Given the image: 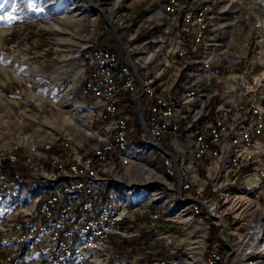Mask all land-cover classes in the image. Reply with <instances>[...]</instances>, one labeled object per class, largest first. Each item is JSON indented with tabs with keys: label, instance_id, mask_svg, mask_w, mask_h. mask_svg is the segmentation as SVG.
<instances>
[{
	"label": "built area",
	"instance_id": "2783aa9c",
	"mask_svg": "<svg viewBox=\"0 0 264 264\" xmlns=\"http://www.w3.org/2000/svg\"><path fill=\"white\" fill-rule=\"evenodd\" d=\"M196 1L99 17L83 58L89 139L0 147V264H110L127 242L120 264H188L171 247L184 232L194 250L206 241L205 264H238L264 222V82L228 68L224 27ZM152 159L162 180L130 182Z\"/></svg>",
	"mask_w": 264,
	"mask_h": 264
},
{
	"label": "rangeland",
	"instance_id": "374dc122",
	"mask_svg": "<svg viewBox=\"0 0 264 264\" xmlns=\"http://www.w3.org/2000/svg\"><path fill=\"white\" fill-rule=\"evenodd\" d=\"M118 1L120 0H0V17H3L0 19V65L3 64L5 68L12 67L27 75L29 79L28 85L24 81L11 80L4 86L6 97L12 102L14 100L21 102L20 104H10L12 106L8 104L9 107L6 109L0 107L1 145L6 147L13 143H22L29 146L33 141L38 145L57 137L82 141L86 140L83 137L88 135L87 139H89L92 134V113L89 109L88 96L83 88V77L79 80V89L76 94L67 96L69 98L68 114L71 116L68 123L62 125L58 119H55V114L59 109L55 104L66 96L73 72L82 70L84 76V59L89 56L88 41H90V36L97 25V20L100 17L99 24H102L105 21L104 16L109 18L110 10L108 9L112 8L114 4L119 6L121 3H126L154 7L160 2L163 4L166 0ZM204 1L210 4L211 12L215 14V22L224 27L223 52L227 58L228 68L246 71L255 78L264 72V62L261 59V54L264 51V10H262L264 6L261 3L262 0H197L195 5L198 6ZM69 9H71V18L75 17V19L70 18L65 22L63 19L69 17ZM55 26L63 27V30L55 28ZM55 68L57 70L61 68L65 71L66 76L53 89H50L51 81L44 80L46 77L48 79L51 77ZM24 74L20 76H25ZM32 75H38L40 79L36 81L31 78ZM1 76L2 74H0V78H2ZM34 91L37 98L44 102L43 109L31 104L30 96ZM67 107H62L63 111L67 110ZM29 115H32V120L29 119ZM44 115L46 119H44ZM28 139L29 142H27ZM146 154L152 155L147 152ZM145 155L142 157L144 158ZM145 165L147 166L143 171H133L131 167V174L134 172L133 174L140 175H134V180L129 179L126 168L125 175L130 182L148 184L162 180L163 175L156 161L152 159L150 165ZM148 172L150 173L149 180L145 178ZM152 174H154V178H152ZM152 191L157 194L156 188H153ZM180 215V213H176L174 217L184 221ZM186 235L188 234L185 232L180 234L176 246L171 245V247H179L182 252L181 256L186 261L188 260V264H205L204 252L207 243L205 244L201 238L198 241L197 249L194 250L193 244L196 242V238ZM139 240L145 249L155 248L157 253L164 244L161 241L154 242L150 236H143ZM165 240L172 244L169 238H165ZM244 245L243 243L239 252L232 254L228 259L229 262H233L237 258L234 262L240 264V259L245 257L247 251L245 249L247 246ZM134 246L135 242H127L125 245L119 246L120 254L125 249L130 250H127L123 256L113 258L110 264H120L124 259L129 260L135 250ZM188 249L190 252L185 257ZM254 255L257 260L256 264H264V251L251 252L244 258V262L254 264L252 259Z\"/></svg>",
	"mask_w": 264,
	"mask_h": 264
},
{
	"label": "bare ground",
	"instance_id": "6f19581e",
	"mask_svg": "<svg viewBox=\"0 0 264 264\" xmlns=\"http://www.w3.org/2000/svg\"><path fill=\"white\" fill-rule=\"evenodd\" d=\"M121 1V0H120ZM118 1V2H120ZM262 5L264 6V0L261 1ZM119 5V4H118ZM264 10V9H262ZM69 17L68 18H65L63 20H66L70 19L71 16V9H69ZM264 12V11H263ZM67 17V16H66ZM71 19H75L74 18H71ZM71 21V20H70ZM61 22V21H60ZM64 23V22H63ZM71 23V22H70ZM54 28V27H53ZM55 28H59V26H55ZM59 29H62L63 30V27H60ZM66 29V28H65ZM261 59L263 60L264 62V51L263 53L261 54ZM2 63V62H1ZM58 67V66H57ZM0 74H2V78H0V107L2 109H6L8 108L9 106H7L8 104H12L15 103V104H20L21 101H17V100H14V102H12L8 97H6L4 94H5V90H4V86L10 82L11 80H17L19 82H22L24 81L27 85L29 84V79H28V76L25 75L24 73L20 72V71H17L15 70L14 68H5L2 65H0ZM63 68V67H61ZM61 68H59L57 70V68H55L56 70H53L54 73L51 75V79L47 78L44 80V81H48L50 80L51 81V87L50 89L54 86L57 85V83H59L65 76H66V73L65 71H63ZM25 75V76H20V75ZM83 77V71L82 70H78V71H75L73 72V75L71 77V80H70V86L68 88V91L66 93V96H64L58 103H56L55 105H57V108L58 111L57 113L55 114V119H58L59 123L64 125L65 123H68L71 119V116L68 114V109L69 107H67V105H69L68 103V100L69 98H67L68 95H72L74 96L77 92V90L79 89V80ZM31 78H34L36 79H40L38 77V75H32ZM44 79V78H43ZM40 81V80H39ZM255 82L256 84L258 85L259 83L261 82H264V72L260 73L256 78H255ZM247 87H253L250 85V82H248V86ZM36 88V87H35ZM7 94V93H6ZM29 94V93H28ZM32 99L30 102L31 104H35L37 107L43 109V104L44 102L42 100H40L39 98H37L36 94H35V91L32 93V95L30 96ZM82 98V97H81ZM81 102L83 103V99L81 100ZM14 104V105H15ZM10 105V106H12ZM61 107V108H60ZM62 107H67V110H64L62 109ZM72 112V111H71ZM32 115H29V119L32 120ZM44 119H46V116L44 115ZM84 139H87L88 138V135L83 137ZM27 142H29V139L27 140ZM30 145H36V143L33 141V142H30ZM29 145V146H30ZM6 146V145H5ZM0 147H4L3 145L0 144ZM134 171V170H133ZM132 170H131V166H128L127 167V176H129V179L131 180H134V175L135 176H140L139 174H131ZM159 174V173H158ZM162 177V176H161ZM146 179H150V173L148 172V174H146L145 176ZM152 178H154V174H152ZM161 179V178H160ZM181 218L186 221V217L183 216V215H180ZM242 239H244V246H247V248H245L247 251L245 253V257L250 254L251 252L253 253H259V252H263L264 251V222L261 223V224H258L255 228V230H253L250 235L246 238L242 237ZM205 244V240L203 241ZM170 243V242H169ZM244 256L240 259V264H252V262H244Z\"/></svg>",
	"mask_w": 264,
	"mask_h": 264
},
{
	"label": "snow or ice",
	"instance_id": "6c2138e0",
	"mask_svg": "<svg viewBox=\"0 0 264 264\" xmlns=\"http://www.w3.org/2000/svg\"><path fill=\"white\" fill-rule=\"evenodd\" d=\"M3 17H0V19H2Z\"/></svg>",
	"mask_w": 264,
	"mask_h": 264
}]
</instances>
